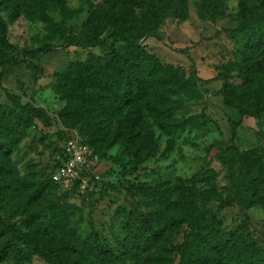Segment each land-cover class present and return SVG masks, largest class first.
<instances>
[{"label": "rangeland", "instance_id": "rangeland-1", "mask_svg": "<svg viewBox=\"0 0 264 264\" xmlns=\"http://www.w3.org/2000/svg\"><path fill=\"white\" fill-rule=\"evenodd\" d=\"M43 1L42 15L22 13L14 19L0 4L11 54L0 67V118L14 129L10 158L15 170L14 179L0 172V183L17 187L0 188V220L18 234L35 233L75 264L93 260L94 233L107 248L123 249L109 257L108 264L197 260L210 227L220 237L264 252V115H244L227 106L220 94L227 81L237 95L253 91L264 95L261 75L250 82L239 76L240 43L231 36L241 20V5L261 13L264 0H225L222 13L208 18L200 16L202 0H175V13L157 12L163 6V0H157L153 16L145 21L143 46L163 64L178 69L188 84L171 97V131L150 118L151 134L141 135L135 128L137 135L131 140L138 158L124 138L123 114L88 117L65 111L69 101L59 90L71 63L121 44L113 45L115 37H108L104 47H80L68 42L69 34L82 32L93 15L105 29L121 24L129 10L142 16L149 0ZM31 107L44 109L43 120ZM76 135L93 140L98 153L86 186L65 188L51 182L45 195L29 200L31 182L54 170L59 148ZM244 152H249L247 169L255 187L247 191L255 199L248 208L230 202ZM205 169L214 170V176L198 180ZM181 184H196L204 192L197 201L199 211H194L198 229L176 202ZM56 202L69 210L65 225L50 219L48 206ZM143 220L150 222V237L137 246L133 232L147 229ZM26 250L24 259L7 255L0 264H51L33 248ZM197 264L209 263L200 259Z\"/></svg>", "mask_w": 264, "mask_h": 264}, {"label": "trees", "instance_id": "trees-1", "mask_svg": "<svg viewBox=\"0 0 264 264\" xmlns=\"http://www.w3.org/2000/svg\"><path fill=\"white\" fill-rule=\"evenodd\" d=\"M202 1L199 13L203 18L217 16L226 8L225 0ZM175 3V0H170V3L168 0H163L162 8L157 9V12L175 13L177 11ZM0 4H3L12 19L22 13L42 15V9L45 8L43 0H1ZM156 4L157 0H149L147 11L139 17L134 16L129 10L126 20L113 28L105 29L97 22V15H93L82 32L79 34L71 32L68 42L80 47H104L108 37H115L112 39L113 45L116 42H121V44L117 47L112 46L110 52L102 55L90 53L87 60L71 63L67 77L61 82L63 85L59 90L61 98L69 101L65 111L73 110L88 117L123 114L124 129L127 131L124 138L136 158L138 154L133 149L131 140L137 135L134 133L135 128L139 127L141 135L151 134V124L148 120L150 118L156 126L171 131V113L174 111L171 106V97L185 89L188 84V80L182 78L178 69L163 64L156 55L149 53L143 46L142 39L147 34L144 28L145 21L153 16ZM240 9L241 20L238 29L231 31V36L237 38L240 43L241 61L236 69L239 76L244 77L247 82L257 75H261L264 81V12H254L245 5H241ZM43 19L50 20L48 16H43ZM6 30V22L0 15V67L11 59ZM106 32L111 34L104 37ZM220 94L227 106L239 109L244 115H264V95L258 96L256 91L237 95L235 89L226 81ZM31 109L34 116L43 120L44 109L41 107H31ZM188 121L189 118L182 120V126ZM13 136L14 129L2 123V118H0V172L9 175L10 179H14L12 172H15L10 158ZM81 138L98 155L93 140ZM99 139H104V137ZM58 151L60 156H63L64 149L59 148ZM243 155L246 157L241 162V173L236 180L235 191L230 197V202L248 208L255 203V199L250 197L247 191H252L255 187L252 185L247 169L249 152H244ZM60 163L61 161L58 160L55 168ZM54 170L43 179L31 182L32 191L27 195L29 200L34 201L45 195L47 185L51 182L59 186L52 179ZM214 174V170L205 169L198 173L197 179L209 181ZM79 183H81L79 180L75 182V184ZM4 185L12 190L17 188L15 185L1 183L0 188ZM203 195L204 192H200L196 184L191 186L181 184L176 197L178 206L187 214L196 229L198 225L195 222L194 211H199L197 201ZM48 212L51 221L56 225H65L69 221V210L61 202L50 203ZM143 223L147 229L138 228L133 232V242L137 246L148 242L150 237L148 229L150 222L143 220ZM17 232L14 227L0 220V260L7 255L24 259L28 253L26 247L29 246L46 256L51 264H75L35 233L26 235ZM23 241L27 243L26 247L22 244ZM204 241L197 260H190L187 257L183 258L180 264H197L200 259L209 264H264V252L248 249L228 236L220 237L218 232L211 227ZM204 246L207 249L205 252L203 251ZM90 251L93 256V260H90L91 264H108L109 257L115 256L123 249L121 246L116 249L107 248L102 244L99 234L94 233Z\"/></svg>", "mask_w": 264, "mask_h": 264}, {"label": "built area", "instance_id": "built-area-1", "mask_svg": "<svg viewBox=\"0 0 264 264\" xmlns=\"http://www.w3.org/2000/svg\"><path fill=\"white\" fill-rule=\"evenodd\" d=\"M63 156H59L61 163L55 168L52 179L61 187H71L80 181L86 186L92 174L96 154L80 136H72L63 147Z\"/></svg>", "mask_w": 264, "mask_h": 264}]
</instances>
